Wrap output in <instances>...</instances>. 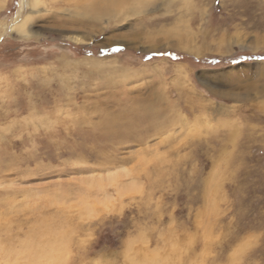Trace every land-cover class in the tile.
<instances>
[{
    "label": "rangeland",
    "instance_id": "1",
    "mask_svg": "<svg viewBox=\"0 0 264 264\" xmlns=\"http://www.w3.org/2000/svg\"><path fill=\"white\" fill-rule=\"evenodd\" d=\"M38 8L0 0V264H264V0Z\"/></svg>",
    "mask_w": 264,
    "mask_h": 264
},
{
    "label": "bare ground",
    "instance_id": "2",
    "mask_svg": "<svg viewBox=\"0 0 264 264\" xmlns=\"http://www.w3.org/2000/svg\"><path fill=\"white\" fill-rule=\"evenodd\" d=\"M83 1V0H81ZM81 1H76L75 0V5L77 3H81ZM86 2V0H84ZM39 2L40 0H21V6L24 7V6H28L30 8V11H37L39 8ZM95 3V2H94ZM80 5V4H79ZM93 5V4H92ZM102 5V3H101ZM102 7V6H101ZM89 8V5H86V9ZM76 14L78 15L79 13L76 12ZM33 15L31 13L29 14H26L25 17H23L22 19H18L16 18V20L10 24H8L6 27H5V31H9L11 33H14L16 35H23L25 37H28V36H32V31H31V23L33 21ZM4 31V32H5ZM2 35V33L0 34V36ZM70 39L75 41V42H81V38L78 37V36H70ZM148 111V110H147ZM126 113V111H120L118 113V115H124ZM146 114V113H145Z\"/></svg>",
    "mask_w": 264,
    "mask_h": 264
}]
</instances>
